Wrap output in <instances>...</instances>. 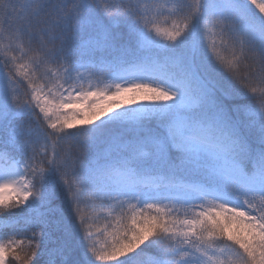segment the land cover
Returning a JSON list of instances; mask_svg holds the SVG:
<instances>
[{"label":"snow or ice","instance_id":"snow-or-ice-1","mask_svg":"<svg viewBox=\"0 0 264 264\" xmlns=\"http://www.w3.org/2000/svg\"><path fill=\"white\" fill-rule=\"evenodd\" d=\"M0 264H264V0H0Z\"/></svg>","mask_w":264,"mask_h":264}]
</instances>
